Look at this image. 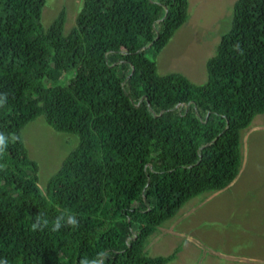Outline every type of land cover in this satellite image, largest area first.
<instances>
[{
  "label": "trees",
  "instance_id": "obj_1",
  "mask_svg": "<svg viewBox=\"0 0 264 264\" xmlns=\"http://www.w3.org/2000/svg\"><path fill=\"white\" fill-rule=\"evenodd\" d=\"M47 0H0V258L9 264H165L149 237L191 198L229 186L242 131L264 113V0H236L231 28L196 84L160 75L155 56L188 17V0H82L67 29ZM151 51V55H149ZM43 116L76 134L46 186L22 130ZM49 221L33 231L37 215ZM78 227L51 231L56 217Z\"/></svg>",
  "mask_w": 264,
  "mask_h": 264
},
{
  "label": "rangeland",
  "instance_id": "obj_2",
  "mask_svg": "<svg viewBox=\"0 0 264 264\" xmlns=\"http://www.w3.org/2000/svg\"><path fill=\"white\" fill-rule=\"evenodd\" d=\"M236 0H188V17L160 52V75L179 72L196 84L207 80V60L231 28ZM82 0H47L46 27L62 8L67 29L75 24ZM151 51H149V55ZM30 156L39 164L44 188L78 143L76 134L56 131L43 116L22 130ZM243 164L233 182L196 196L149 237L146 253L175 257L165 264H264V113L242 131Z\"/></svg>",
  "mask_w": 264,
  "mask_h": 264
},
{
  "label": "clouds",
  "instance_id": "obj_3",
  "mask_svg": "<svg viewBox=\"0 0 264 264\" xmlns=\"http://www.w3.org/2000/svg\"><path fill=\"white\" fill-rule=\"evenodd\" d=\"M8 94L0 93V107L7 104ZM20 139L19 136L11 134L6 135L4 132L0 131V154L4 153L10 142H16ZM78 227L79 220L76 215H65L61 214L56 217L55 221L51 225V231H59L62 227ZM49 227V221L42 214L37 215L35 222L31 225L33 231L40 230L43 231L45 228ZM107 252L102 251L97 253L94 258H83L80 264H104V260L107 257ZM0 264H9L7 258H0Z\"/></svg>",
  "mask_w": 264,
  "mask_h": 264
}]
</instances>
